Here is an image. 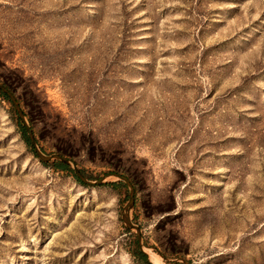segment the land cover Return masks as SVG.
Listing matches in <instances>:
<instances>
[{
  "label": "rangeland",
  "instance_id": "374dc122",
  "mask_svg": "<svg viewBox=\"0 0 264 264\" xmlns=\"http://www.w3.org/2000/svg\"><path fill=\"white\" fill-rule=\"evenodd\" d=\"M0 85L140 230L0 95V264H264V0H0Z\"/></svg>",
  "mask_w": 264,
  "mask_h": 264
},
{
  "label": "water",
  "instance_id": "95a60500",
  "mask_svg": "<svg viewBox=\"0 0 264 264\" xmlns=\"http://www.w3.org/2000/svg\"><path fill=\"white\" fill-rule=\"evenodd\" d=\"M0 92L5 94L8 97L9 101L13 104L15 112H16L19 120L21 121L22 125L24 126L25 133H26V135L30 141V145L32 146L35 155L39 158V160L41 162L48 163V162L54 160V161H57V162H60L62 164L67 165L68 167L72 168L77 179L81 183L88 185V186L102 185L106 182V179L110 178V177L117 178L126 184V186L129 189V200H128L126 206L124 207L122 220H123L127 229L134 230L137 234H139L140 233L139 228L132 223V220L130 218V212L134 207V189H133V186L130 183V181L127 178L119 176V175H108V176L101 178L98 181H95V182L89 181L76 169L74 163L70 159L63 157V156H60L59 154L46 155V154L42 153L41 150L37 147L36 140L34 138V134L32 132V129L30 128L29 124L27 123V121L25 119L24 112L21 110V107H20L18 101L16 100V98L14 97V94L2 85H0ZM138 239H139V237H138ZM139 248H140V251L142 253L146 254L143 251L144 249L140 243H139Z\"/></svg>",
  "mask_w": 264,
  "mask_h": 264
},
{
  "label": "trees",
  "instance_id": "16d2710c",
  "mask_svg": "<svg viewBox=\"0 0 264 264\" xmlns=\"http://www.w3.org/2000/svg\"><path fill=\"white\" fill-rule=\"evenodd\" d=\"M0 95L4 98V99H6V100H8L9 101V99H8V97L5 95V94H3L2 92H0ZM10 102V101H9ZM18 118V117H17ZM26 140H27V137H26ZM29 141L27 140V143H28ZM46 164H44V166H45ZM54 167L57 169V170H59V171H69V172H72L71 170H70V168L67 166V165H65V164H62V163H60V162H55L54 164ZM72 175H73V177H74V179L79 183V184H81V182L76 178V176L73 174V172H72ZM117 185H122L123 186V184H115V183H113V184H110V186L111 187H116ZM136 255H137V257L144 263V264H148V261H147V256H146V254H144V253H142L139 249H138V247H137V249H136Z\"/></svg>",
  "mask_w": 264,
  "mask_h": 264
},
{
  "label": "bare ground",
  "instance_id": "6f19581e",
  "mask_svg": "<svg viewBox=\"0 0 264 264\" xmlns=\"http://www.w3.org/2000/svg\"><path fill=\"white\" fill-rule=\"evenodd\" d=\"M145 252L148 253L147 255L149 256V260L152 264H161L160 258L157 255L152 253L150 250H146Z\"/></svg>",
  "mask_w": 264,
  "mask_h": 264
}]
</instances>
